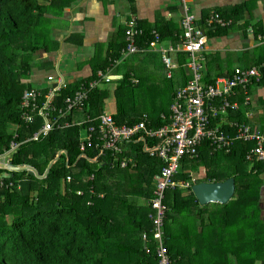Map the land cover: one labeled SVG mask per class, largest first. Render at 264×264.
Segmentation results:
<instances>
[{
	"label": "trees",
	"instance_id": "obj_1",
	"mask_svg": "<svg viewBox=\"0 0 264 264\" xmlns=\"http://www.w3.org/2000/svg\"><path fill=\"white\" fill-rule=\"evenodd\" d=\"M66 7H72V0H0V155L7 154L11 150V144L17 143L18 148L7 156L6 161L14 167H33L39 176H43L53 162L45 178H39L28 170L0 168V264H159L157 249L160 244L167 248L171 264H188L182 251L185 237H188L179 217L183 218L192 205L199 204L192 186L201 182H222L234 178L236 196L230 207L231 213L234 216L241 215L240 220L247 213H251L247 215L249 218H261L264 213V206L260 204L264 165H251L246 160V152L254 143L237 142L230 152H214L202 147L198 158L180 161L175 178L192 186L188 189L176 186L166 192L167 210L162 237L161 240L156 239L155 224L150 215L156 216L152 204L156 197L157 179L164 164L144 150L146 142L152 144V139L134 142L131 145L132 154L125 153L121 156H114L107 151L105 155H101V148L95 147V144L87 145L85 151L81 150V136L91 122L94 123V118L104 112L108 103V84L107 88L104 86L92 90L84 108L73 111L64 118L65 122L71 124L70 127L57 122L55 129L46 136L32 140L33 135L41 128L42 119L38 117L33 123L21 120V97L26 88L23 77L31 76L35 65L34 56L41 49L50 51L44 37L43 45L39 46L42 37L40 34L44 36L45 24L52 20L49 15H61ZM243 10L244 7L239 5L232 7L230 11L218 13L226 20L232 19L233 23L240 19ZM134 18L143 31L136 38V45L142 50L136 54L140 57L138 65H144L142 62L151 54L161 56L159 51L151 48L157 38L159 46H164L167 41H170L169 45H176L183 34V28L179 24L163 22L151 26ZM229 29L218 27L205 31L212 37L226 34ZM261 33L264 31L259 25L254 27L255 36ZM125 48L124 26L113 37L106 58L93 65L92 75L75 85L68 83L54 100V104L64 108L65 99L73 96L81 84L99 79L98 72L107 73V69L111 67L114 74L122 62L117 66H112V62L121 59ZM177 58L181 65L178 72L183 78L175 81L177 76L174 75V78L168 79L172 85L177 83V87L171 92V104L177 88L186 85L190 78L187 69L183 67L188 55L179 54ZM235 69L229 76H218L231 78ZM133 72L131 69L124 73L123 80L115 91L118 102L117 112L113 117L120 127L134 126L147 114L139 111L137 98L131 100L127 93V88L140 84L131 82ZM208 74V70L203 71L207 78L206 84H214L217 77L210 78ZM253 84H264V76L259 81L253 80L246 90H234L237 95L230 100L238 102L241 108L228 111L230 120L251 125L245 117L247 112L244 101ZM119 93L124 97L119 98ZM169 113L170 108L157 115L148 113V128L155 129L165 125L161 115ZM227 132L233 134L234 130L230 128ZM220 153L229 158L239 156L247 164V168L243 171L236 168L221 179L219 175L210 173L209 168H217L210 163L206 167L207 176L204 179L201 176L193 178L183 173L181 175L180 167L188 161H195L199 165ZM124 159L127 162L122 166ZM184 191L189 192L188 196L182 195ZM203 207L202 209L207 208L206 205ZM227 207L224 206L225 209ZM213 215L216 220L219 219L215 213ZM188 218L189 216L186 219ZM261 219L260 223L264 222V218ZM220 222L221 220L218 221ZM262 227H254L253 241L250 242L254 243L255 248L252 253L244 250L248 246L246 234L235 243L237 247L234 251H229L228 247L238 238L231 241L229 238H219V241L224 242L219 243L220 258L224 260L227 253H235L237 258H245L252 264H264ZM182 238L183 243L180 244ZM147 249L150 250L149 253Z\"/></svg>",
	"mask_w": 264,
	"mask_h": 264
},
{
	"label": "built area",
	"instance_id": "obj_2",
	"mask_svg": "<svg viewBox=\"0 0 264 264\" xmlns=\"http://www.w3.org/2000/svg\"><path fill=\"white\" fill-rule=\"evenodd\" d=\"M188 1L181 0L184 15L181 21L183 34L179 42L168 47L159 46L157 38V41L151 44V48L159 51L162 56L168 79H172L173 71L181 67L177 58L179 54H187L190 59L183 67L191 71L192 77L186 85L177 88L169 115H161V119L166 122L165 125L155 129L148 128L149 117L145 114L134 126L120 127L111 114L103 113L94 118V123L91 122L80 139L82 151H85L87 145L95 144V147L101 148V155H105L107 151L114 156L132 153L131 145L134 142L152 139L150 141L152 144L146 142L144 150L164 164L157 179L156 197L152 204L156 216L150 215L155 224V238L159 240L162 237L167 210L166 192L175 189L176 186L186 189L192 186L175 178L182 159L198 158L202 147L217 152H230L235 143L242 142L254 143V146L246 152V160L251 162V165H264V134L249 124L230 120L228 113L229 110H239L240 107L238 102L230 100L237 95V91L234 90L236 88L246 90L253 80H261L264 76V65L248 70L236 68L231 78L222 77L214 84H203L205 61L203 53L206 50L208 36L195 16L189 14ZM205 23L214 29L232 25L231 20H226L217 13L210 16ZM142 34L143 31L139 28L136 18L133 17L125 23L126 48L121 53V59L114 60L112 66H117L142 51L136 45V38ZM97 76L99 79L81 84L73 96L67 97L63 102L64 108L54 104L59 93L67 86L62 75L48 76L47 80L51 88L46 94L36 88L26 89L21 97V120L33 123L38 117L42 119L41 128L33 135L32 140L46 136L55 129L57 122L64 127H70L71 125L65 122L64 118L73 111L82 110L92 90L110 84L115 78L111 67L107 69V73L98 72ZM249 104V98H246L244 105ZM54 113L57 115L55 116ZM230 128L234 130L233 134L227 132ZM18 146L17 143H12L11 150L5 155H0V162L8 163L7 156ZM126 162L127 160L124 159L122 166H125ZM144 237L146 238V235ZM149 252L150 250L147 249V253ZM157 256L159 264H171L168 250L163 244L158 247Z\"/></svg>",
	"mask_w": 264,
	"mask_h": 264
},
{
	"label": "crops",
	"instance_id": "obj_3",
	"mask_svg": "<svg viewBox=\"0 0 264 264\" xmlns=\"http://www.w3.org/2000/svg\"><path fill=\"white\" fill-rule=\"evenodd\" d=\"M239 5L244 7V10L240 14V19L236 22L233 21L231 26L226 27L230 28L226 34L212 37L207 35L208 43L203 53L205 57V71L208 70L207 64L209 62L212 77H217V79L220 74L222 76H229L234 68L248 69L264 65V33L258 36L254 35V27L258 25L264 31V0L188 1L189 14L195 16L204 32L214 30L205 23L210 16L216 13L219 14V11H230L232 7ZM183 15L184 11L181 0H72V7H66L63 14L49 15L53 19L56 17L55 24L58 22V25L54 24L50 33L47 27L44 28V36L40 34L42 36L40 40L42 41H40L39 45H43L45 38L50 51L46 52V50L41 49L35 55V65L31 76L23 77V83L27 85L25 90L36 88L45 93V91L51 88L50 82L47 80L48 76L51 75H62L67 84L72 83V85H75L82 79L89 78L93 73V65L98 61L102 62L106 58L109 45L113 37H115L116 32L123 28L125 22L131 17H137L142 23L147 22L151 26L163 22L175 23L182 26ZM49 38L53 40V45H51ZM167 42L170 43V41ZM153 56V54L148 56L146 61L142 62L144 65L140 64L138 68H149L154 60ZM64 57L72 61V67L65 74L59 70L60 63ZM131 77V82L137 81V83H140L132 74ZM25 78H29L28 82L30 83L24 82ZM134 83L137 85L136 82ZM35 84L38 87H34ZM246 98H249L250 104L248 106L244 105L247 112L245 117L249 119L252 128L254 124L259 132L264 134V126H262L264 124V84L251 85ZM112 99H115V111L111 113L107 112V103L104 112L113 116L117 112V98L116 96L110 97L108 102H111ZM240 108L241 105L239 110ZM261 191L260 204L264 206V185ZM188 194L189 192L184 195ZM211 204L221 206L220 203ZM206 222L208 224L214 223L217 227L219 226L218 220L216 221L214 217L204 219V223ZM226 222H228V219L225 220ZM226 226H230V221ZM184 228H188V226H184ZM187 230L185 233H187ZM233 233L236 236H232ZM214 234L216 235V238L212 242L215 244L212 253V261L214 262L211 264H220L222 262L219 255V252H221L219 250V238L226 236L230 241L231 239L238 238L236 241H233L234 244H229L228 247L229 251H234L237 247L235 243L245 236V233H242V231L233 232L231 230L229 232L228 227L227 230L226 227H223L220 235L216 231H214ZM190 249H186V252L183 251L185 255L184 260L188 259V264H205L195 257L198 254V249L195 248L193 251H190ZM254 249V245L252 247L251 244L244 248V250H250L251 252ZM223 261L225 264L229 261H232L233 264H252L245 258H237L235 253H227V258ZM256 264H262V262H257Z\"/></svg>",
	"mask_w": 264,
	"mask_h": 264
},
{
	"label": "rangeland",
	"instance_id": "obj_4",
	"mask_svg": "<svg viewBox=\"0 0 264 264\" xmlns=\"http://www.w3.org/2000/svg\"><path fill=\"white\" fill-rule=\"evenodd\" d=\"M51 19L52 20H49L48 24H45V27L48 28L47 30L49 31V33L51 31V28L56 22L55 21L56 17L54 19L53 18ZM55 25H58V22ZM49 41H51V45L54 44L51 38H49ZM164 44L165 47L169 46L168 42H164ZM153 57L154 60L150 64L149 68H146L144 70L134 69L139 66L137 64V60L140 57L137 55L136 56L134 55L133 57L124 60V62L122 61L123 63H121V65L114 72L115 78L113 79V82L107 85L108 89L110 90V97L116 96L117 98L115 91L117 89L118 84L122 82L124 73L132 69L134 70L133 72L134 74H132L133 77H136V79L140 81V84L136 87L133 85L132 87L127 88V93L131 100L137 98L138 105H140L139 111L142 113L145 112L147 114L154 113L155 115H157L159 112L168 111L171 105V97H170L171 92L173 88L177 87V83L174 82V85H172L171 81L168 80L167 69L165 68L161 60V56L154 55ZM34 58H36V56H34ZM189 60L190 59L187 58V62ZM203 66H204L203 67V71H204L206 70L205 62H203ZM71 67H72V61L64 57V59L60 63L59 70L61 73L65 74V72L66 71L68 72ZM207 69H208L209 77L212 78L209 62L207 64ZM178 70L173 71V76L174 75L175 77L177 76L175 81L179 79L181 80L183 78V77L181 78V75L179 74ZM187 71H188L187 75L191 78L192 77L191 71L189 70ZM28 79L29 78L24 79V82H26L27 84L30 83L28 82ZM202 83L203 84L207 83L206 76H203ZM24 85L27 86L26 84ZM34 87H38V86L35 84ZM119 95H120L119 98L123 96L122 93H119ZM117 102L118 100L116 99V109H117ZM106 109H107L106 111L109 113L115 111V99H112L111 102H108V108ZM262 126H264V124H262ZM210 163L217 166L216 169L209 168L210 173L213 175H219L221 179H224L225 175L231 173L236 168L242 171L247 168V164H244L239 156L229 158V157H225L223 154L220 153L214 157L207 159L205 163H201L199 165L195 163V161H188L187 163H185L183 166L180 167L179 171L181 175L183 173L186 175H190L193 178L201 176V179H204L207 176V172H205L206 167ZM187 192L188 191H184L182 195L186 194ZM261 195H262V191H260V197ZM234 198L235 196L233 197L232 201L227 205L221 204L220 206L217 204L210 203L206 205L207 208L202 209L204 207L199 203L197 205H192L191 207L189 206L190 207L189 212H187V210L183 211V214L187 212V215L185 216L184 214L183 218L182 217L179 218H181L182 225H185V227L188 226V228H182L184 230L188 229L186 233L188 238L185 237L184 244L182 245V251L186 252V249L189 250L190 247H191L190 251L191 250L193 251L195 248H197L198 254L195 255V257H197V260L200 259L201 262L205 264L213 263L214 261H212V253L215 244L212 242L213 239L216 238L214 231L218 232L220 235V231L222 232L223 227H226V230L228 227L229 232L231 230H233V232L242 231V233L246 234L247 245H250V242L253 241L252 237L254 235V227L260 228L262 227L260 225H263L264 227V222L260 223V221L262 220L261 218H264V213L261 215L262 216L261 218L257 216H254V218H249L247 215L251 213H247V215L242 214L244 216L240 220L241 215L236 214L234 216L231 213L232 209H230V207L234 202ZM224 206H228V207L225 209ZM200 212H203V214H200ZM214 213L219 217L218 221L221 220L218 227L214 223L211 224H208V222L204 223V219L215 216L213 215ZM188 216L189 218L186 219ZM226 219L230 221V226H226L225 224ZM232 236H236V234L233 233ZM223 238L226 239V236ZM181 243H183V238L181 239L180 244ZM218 243H224V242L219 241ZM253 245L254 243H251L252 247ZM220 264H225V262L222 260ZM227 264H233V263L232 261H229Z\"/></svg>",
	"mask_w": 264,
	"mask_h": 264
},
{
	"label": "water",
	"instance_id": "obj_5",
	"mask_svg": "<svg viewBox=\"0 0 264 264\" xmlns=\"http://www.w3.org/2000/svg\"><path fill=\"white\" fill-rule=\"evenodd\" d=\"M59 157V155H58ZM53 162L47 168L43 176H39L33 167H14L7 164H0V168L11 170H28L39 178H45L52 167ZM192 191L198 202L204 206L210 203L227 204L233 199L236 192L235 179L229 178L222 182H201L192 186Z\"/></svg>",
	"mask_w": 264,
	"mask_h": 264
},
{
	"label": "clouds",
	"instance_id": "obj_6",
	"mask_svg": "<svg viewBox=\"0 0 264 264\" xmlns=\"http://www.w3.org/2000/svg\"><path fill=\"white\" fill-rule=\"evenodd\" d=\"M103 114V113H102ZM117 124V123H116ZM71 125V124H70ZM118 125V124H117ZM214 152H217V151H214ZM222 152H224V151H222ZM0 164H7V165H9L8 163H2V162H0ZM10 166H12V165H10Z\"/></svg>",
	"mask_w": 264,
	"mask_h": 264
}]
</instances>
